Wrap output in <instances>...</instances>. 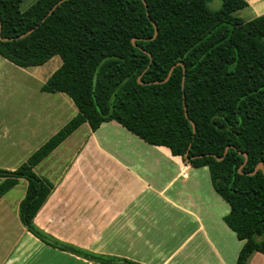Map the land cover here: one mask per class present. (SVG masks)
<instances>
[{
    "label": "trees",
    "instance_id": "16d2710c",
    "mask_svg": "<svg viewBox=\"0 0 264 264\" xmlns=\"http://www.w3.org/2000/svg\"><path fill=\"white\" fill-rule=\"evenodd\" d=\"M24 1L0 0V56L22 69L60 57L42 91L78 110L18 170H0V199L28 184L27 231L95 264H136L64 244L34 222L55 189L34 170L84 124L96 132L115 122L207 168L230 208L224 222L244 243L237 264L264 255V16L235 17L245 0H222L216 12L212 0H39L23 12Z\"/></svg>",
    "mask_w": 264,
    "mask_h": 264
},
{
    "label": "crops",
    "instance_id": "0c3cea01",
    "mask_svg": "<svg viewBox=\"0 0 264 264\" xmlns=\"http://www.w3.org/2000/svg\"><path fill=\"white\" fill-rule=\"evenodd\" d=\"M245 1L248 8L244 11L252 14L251 20L264 16V0ZM83 127H87L84 133L87 138L82 153L90 150L100 153L105 165L99 168L90 153L82 154L75 157L69 169L55 172L60 177L53 182V175L47 173L54 166L44 163L67 140L44 160L34 172L45 171L40 176L35 174L56 189L35 218L39 229L48 232L47 226L57 221L53 213L65 210L72 213L75 222L82 221L88 232L102 226V234L92 236V241L102 240L106 253L102 256L108 258L136 264L238 263L244 243L224 222L230 208L224 207L223 199L215 192L207 168L195 169L181 157L172 156L168 149L146 144L115 122L102 125L96 132L88 124L79 130ZM98 168L108 173L109 181L118 176L119 189L100 191L90 187ZM77 180L88 187H80L81 182L75 183ZM41 217L44 227L37 223ZM21 226L42 244L22 222ZM26 254L15 253L7 264H25ZM249 264H264V255H254Z\"/></svg>",
    "mask_w": 264,
    "mask_h": 264
},
{
    "label": "rangeland",
    "instance_id": "374dc122",
    "mask_svg": "<svg viewBox=\"0 0 264 264\" xmlns=\"http://www.w3.org/2000/svg\"><path fill=\"white\" fill-rule=\"evenodd\" d=\"M38 1L26 0L23 12ZM208 6L211 11H219L222 8V0H212ZM251 15L248 10H243L237 12L235 17L248 21L251 20ZM62 63L60 57H55L42 67L22 69L0 56V170L9 172L18 170L77 115V109L68 96L42 91L43 86L47 85ZM86 128L83 127L75 133L45 161L44 164L54 166V170L47 173L53 175V182H57L60 177L55 172L66 171L72 166L75 157L82 154L90 153L89 155L98 161L99 168L105 165L100 153L92 150L82 153L85 152ZM99 168L95 177H91L90 187L100 191L107 188L119 189L118 176L109 181L108 173L100 171ZM44 172L40 169L35 171L38 176ZM2 183L3 180H0V185ZM75 183H80L79 186L82 188L88 187L82 181L77 180ZM26 189L27 182L20 180L15 189L0 199V264H7L9 258L19 252L27 253L25 264H90L59 250L48 248L29 236L19 219ZM221 201L226 205L224 207H228L223 200ZM58 211L52 215L57 221L51 222L50 227L47 226L48 232L41 228L43 231L64 244L97 255L106 254L101 239L100 242L92 241V236L102 234V226L91 228L88 232L86 227H82V221L77 223L72 219L70 211ZM37 223L44 227L43 217L39 218ZM114 247L117 249L118 245Z\"/></svg>",
    "mask_w": 264,
    "mask_h": 264
},
{
    "label": "water",
    "instance_id": "95a60500",
    "mask_svg": "<svg viewBox=\"0 0 264 264\" xmlns=\"http://www.w3.org/2000/svg\"><path fill=\"white\" fill-rule=\"evenodd\" d=\"M65 1H67V0H64V1H62L60 4H62L63 2H65ZM171 76V74L169 75V77ZM186 159L189 161V156H188V154L186 155ZM257 170H264V168H263V166H259L258 168H257Z\"/></svg>",
    "mask_w": 264,
    "mask_h": 264
}]
</instances>
